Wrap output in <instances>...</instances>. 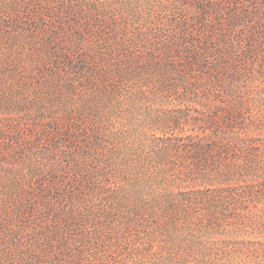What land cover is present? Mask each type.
<instances>
[{
  "label": "rangeland",
  "instance_id": "374dc122",
  "mask_svg": "<svg viewBox=\"0 0 264 264\" xmlns=\"http://www.w3.org/2000/svg\"><path fill=\"white\" fill-rule=\"evenodd\" d=\"M174 1L0 0V264H264V59L223 154L214 73L122 61Z\"/></svg>",
  "mask_w": 264,
  "mask_h": 264
},
{
  "label": "trees",
  "instance_id": "16d2710c",
  "mask_svg": "<svg viewBox=\"0 0 264 264\" xmlns=\"http://www.w3.org/2000/svg\"><path fill=\"white\" fill-rule=\"evenodd\" d=\"M164 19L171 32L164 38L166 41L156 39L159 33L153 32L152 24H156L158 16L151 15L142 29H137L134 40L144 41L148 46L138 55L126 47L122 61L130 64L140 59L148 65L163 58L166 63L161 64V69L167 76L187 75L190 79L187 82H191L188 90L193 92L202 71L214 73L215 78L207 80V87H212L215 81L222 83L220 88L225 90L226 101L212 105L216 109L214 145L195 144L194 152L223 154L240 145L244 147L236 149L237 152L248 153L251 149L246 143L250 140L252 121L243 90L247 80L261 74L264 0H175Z\"/></svg>",
  "mask_w": 264,
  "mask_h": 264
}]
</instances>
